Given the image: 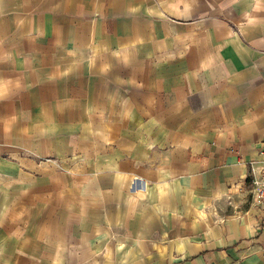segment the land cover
Returning <instances> with one entry per match:
<instances>
[{"label": "crops", "instance_id": "0c3cea01", "mask_svg": "<svg viewBox=\"0 0 264 264\" xmlns=\"http://www.w3.org/2000/svg\"><path fill=\"white\" fill-rule=\"evenodd\" d=\"M264 0H0V264H264Z\"/></svg>", "mask_w": 264, "mask_h": 264}, {"label": "built area", "instance_id": "2783aa9c", "mask_svg": "<svg viewBox=\"0 0 264 264\" xmlns=\"http://www.w3.org/2000/svg\"><path fill=\"white\" fill-rule=\"evenodd\" d=\"M261 155L264 162V150L261 151ZM251 184L256 192L259 206L264 208V166L259 176L253 175Z\"/></svg>", "mask_w": 264, "mask_h": 264}]
</instances>
